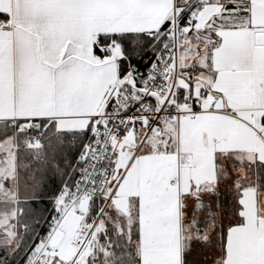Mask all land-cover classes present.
Instances as JSON below:
<instances>
[{
    "label": "snow or ice",
    "instance_id": "snow-or-ice-1",
    "mask_svg": "<svg viewBox=\"0 0 264 264\" xmlns=\"http://www.w3.org/2000/svg\"><path fill=\"white\" fill-rule=\"evenodd\" d=\"M264 0H0V264H264Z\"/></svg>",
    "mask_w": 264,
    "mask_h": 264
},
{
    "label": "crops",
    "instance_id": "crops-1",
    "mask_svg": "<svg viewBox=\"0 0 264 264\" xmlns=\"http://www.w3.org/2000/svg\"><path fill=\"white\" fill-rule=\"evenodd\" d=\"M262 202H264V201H262Z\"/></svg>",
    "mask_w": 264,
    "mask_h": 264
}]
</instances>
